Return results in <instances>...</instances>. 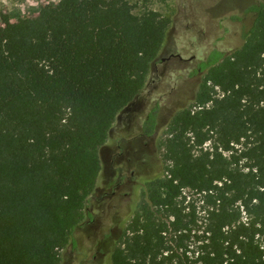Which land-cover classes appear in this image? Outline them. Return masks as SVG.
Returning <instances> with one entry per match:
<instances>
[{"label": "trees", "instance_id": "16d2710c", "mask_svg": "<svg viewBox=\"0 0 264 264\" xmlns=\"http://www.w3.org/2000/svg\"><path fill=\"white\" fill-rule=\"evenodd\" d=\"M250 9L243 43L210 53L169 120L162 172L140 161L150 176L106 263L264 264V1ZM2 20L0 264H60L94 218L100 148L144 91L172 20L130 0H59ZM156 122L152 111L148 133Z\"/></svg>", "mask_w": 264, "mask_h": 264}, {"label": "rangeland", "instance_id": "374dc122", "mask_svg": "<svg viewBox=\"0 0 264 264\" xmlns=\"http://www.w3.org/2000/svg\"><path fill=\"white\" fill-rule=\"evenodd\" d=\"M57 1L0 0V29L4 27L3 14L12 21L38 16L43 5ZM130 1L136 13L154 9L172 21L144 91L120 111L107 142L100 148L102 170L87 203L94 218L86 219L75 229L76 244L69 243L61 250L60 264H109L104 261L109 246L133 216L142 199V187L150 176L149 173L142 176L140 161L147 157L150 163L144 168L153 174L162 172L159 142L166 136L167 124L175 111L194 99L205 74L199 64L215 49L230 52L239 47L243 32L250 28L255 17L250 7L264 0ZM171 52L180 53L185 60L167 59ZM152 111H156L157 118L155 133L141 135L144 121ZM118 166H122L123 179L117 177ZM133 168L135 176L131 173ZM117 180L123 182L113 195L112 185Z\"/></svg>", "mask_w": 264, "mask_h": 264}, {"label": "flooded vegetation", "instance_id": "af4514ba", "mask_svg": "<svg viewBox=\"0 0 264 264\" xmlns=\"http://www.w3.org/2000/svg\"><path fill=\"white\" fill-rule=\"evenodd\" d=\"M212 52V51H211ZM210 52V53H211ZM210 55V54H209ZM208 55V56H209ZM208 56H207V58H205L204 60H202L201 61V63L203 62V61H206L207 59H208ZM174 57H176V58H178V59H180V60H185V58H183L182 56H181V54L180 53H173V52H171V54H170V56L167 58V59H171V58H174ZM159 57H157V59H158ZM157 59L155 60V62H157ZM165 60V58H162V61H164ZM154 62V63H155ZM201 63L199 64V69L200 70H203V71H205L206 72V69H202L200 66H201ZM148 116H149V114H148ZM148 116H147V118H148ZM147 118H146V120H147ZM145 120V121H146ZM144 121V122H145ZM155 128H156V125H155ZM155 128H154V130L152 131V132H150V133H148V131H147V129L144 127V124H143V132L141 133V135H145V136H150V135H153L154 133H155ZM118 147H121V143L118 141ZM124 152L122 151V152H120V155H122ZM144 164H143V166H142V168H144L147 164H149L150 163V160L147 158V157H145L144 159ZM130 162V161H129ZM122 166H118V167H115V169H116V173H117V177H119V179H123V175H124V173H123V169L121 168ZM132 172V175H135V169L133 168L132 170H131ZM123 182V180L122 181H120V180H117L113 185H112V187H113V190H112V192H111V194H113V195H115V193L117 192V188H118V186L119 185H121V183Z\"/></svg>", "mask_w": 264, "mask_h": 264}, {"label": "built area", "instance_id": "2783aa9c", "mask_svg": "<svg viewBox=\"0 0 264 264\" xmlns=\"http://www.w3.org/2000/svg\"><path fill=\"white\" fill-rule=\"evenodd\" d=\"M58 2V1H57Z\"/></svg>", "mask_w": 264, "mask_h": 264}]
</instances>
